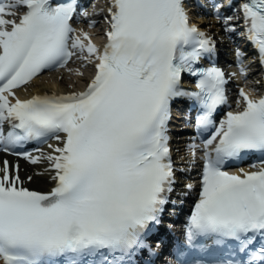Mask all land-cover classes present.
<instances>
[{
  "label": "snow or ice",
  "instance_id": "1",
  "mask_svg": "<svg viewBox=\"0 0 264 264\" xmlns=\"http://www.w3.org/2000/svg\"><path fill=\"white\" fill-rule=\"evenodd\" d=\"M228 6L234 15L215 4L216 19L228 33L242 24L264 64V0ZM107 13V40L98 47L74 27L76 17L91 15L78 0H0V152L47 161L55 181L48 192L29 190L18 163L0 161V262L139 264L147 251L145 264H153L159 246L148 234L176 184L171 105L185 98L199 107L198 131L211 130L185 243L219 256L190 259L178 249L179 264H264V160L254 171L225 170L244 153H264V97L241 88V110L216 124L229 77L211 63L216 40L191 23L185 0H109ZM236 55L246 76L243 53ZM74 58L94 67L85 90L16 96L15 89ZM203 59L210 66L201 67ZM184 74L196 78L195 90L183 86ZM47 140L56 141L48 152L17 150ZM188 147L195 155L201 145Z\"/></svg>",
  "mask_w": 264,
  "mask_h": 264
},
{
  "label": "bare ground",
  "instance_id": "2",
  "mask_svg": "<svg viewBox=\"0 0 264 264\" xmlns=\"http://www.w3.org/2000/svg\"><path fill=\"white\" fill-rule=\"evenodd\" d=\"M203 26L205 28H211L212 31L216 34H219L217 25L215 22L204 23ZM215 28V29H214ZM84 74H86L84 72ZM62 75V76H61ZM60 74H54L52 72H48L42 74L41 76L35 78L31 84L27 87L33 91H44L49 90L52 92L58 90H74L75 87L79 86L82 83L84 78L83 76H78L72 73V71H66ZM61 76V77H60ZM185 147L182 148V152L185 153ZM186 155H182L181 159H184ZM12 160H16L19 162V175L21 179L27 180L32 184L41 183L43 185L48 184L52 180L51 174L49 171L44 170V164H36V165H29L25 160L19 158L9 157ZM2 156L0 155V161ZM31 177V180L28 179Z\"/></svg>",
  "mask_w": 264,
  "mask_h": 264
}]
</instances>
